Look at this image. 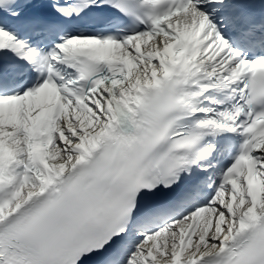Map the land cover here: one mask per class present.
Masks as SVG:
<instances>
[{"label":"snow or ice","instance_id":"1","mask_svg":"<svg viewBox=\"0 0 264 264\" xmlns=\"http://www.w3.org/2000/svg\"><path fill=\"white\" fill-rule=\"evenodd\" d=\"M0 264H264V0H0Z\"/></svg>","mask_w":264,"mask_h":264}]
</instances>
